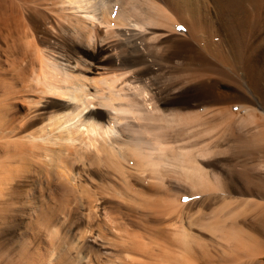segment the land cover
<instances>
[{
    "label": "bare ground",
    "instance_id": "1",
    "mask_svg": "<svg viewBox=\"0 0 264 264\" xmlns=\"http://www.w3.org/2000/svg\"><path fill=\"white\" fill-rule=\"evenodd\" d=\"M138 1L0 0V264H264V196L258 201L249 196L233 199L231 190L226 191L228 195L212 197L206 191V198L199 195L201 191L171 193L172 179H160L156 167L155 175L149 166L153 159L168 163L175 147L172 153L168 151L169 158L149 151L154 149L144 147L149 143L145 135L143 139L123 126V116H119L127 104L122 99L132 96L139 100L143 112H160L158 117L166 125L175 118L197 119L194 122L201 121L200 126L207 125L220 117L219 107H205L201 117L192 110L174 113L168 100L182 82L155 88L154 101L130 85L136 80H132L133 74L129 79L119 77V81L115 75L117 82L97 87L92 78L88 82L79 73L73 74L81 68L78 58L72 59L62 50L41 48L32 39H36L32 18L37 17L52 37L55 26L73 43L96 53L102 64L91 63V73L103 70L108 57L123 65L118 46L140 45L146 38L141 26L147 20L152 22L149 9L142 17L144 24L142 18L140 22L133 16L137 4L147 5L145 0ZM183 4L190 12L188 0ZM125 15L126 21H119ZM181 22L186 33H191L194 27ZM150 23L146 33L157 42L165 41L171 33L184 35ZM94 26L99 29L90 47L88 33ZM137 54L134 51L133 55ZM137 64L129 66L136 69ZM66 75L71 79H64ZM51 98L62 100L63 107L51 109ZM97 111L103 113L95 116ZM227 114L229 119L232 114ZM186 132L183 129L179 138L167 133L158 145L169 150L176 146L179 154L186 153L190 142ZM143 149L150 157L145 165ZM258 161L256 166L264 170V162ZM250 163L245 159L236 164L244 169ZM189 167L184 169H188L185 172L191 184L196 183L195 177L203 181L208 170ZM184 183L188 187L189 183Z\"/></svg>",
    "mask_w": 264,
    "mask_h": 264
},
{
    "label": "rangeland",
    "instance_id": "2",
    "mask_svg": "<svg viewBox=\"0 0 264 264\" xmlns=\"http://www.w3.org/2000/svg\"><path fill=\"white\" fill-rule=\"evenodd\" d=\"M141 1L144 3V0ZM145 1H147V3L145 2L147 5L145 6V4H143L144 7L142 4L140 5V0L138 1V3H140L137 4L138 6H136L134 10L136 12H134L135 14L139 12V15H136L137 17L133 13V10L132 13L134 15L131 11L129 14L133 15L141 22L142 19L144 20L142 17H145V12H148L147 9H149L150 12L148 13H150V18L148 19L152 22L150 23L148 20L147 23L146 20H144L145 22H141L143 24L146 23L141 26L146 38L140 45L138 44L137 47L125 45L118 46L119 49L117 48V53L119 55L121 54L120 59L123 65H119L120 63L114 64V62H112L113 57H108L107 61L103 63V70H99L100 72L98 73H91V63L94 65L99 63L102 64L96 59V53H92L91 48L85 49V47L73 43L62 29H58L55 26H53V30L56 31V34L55 37H52L48 31L43 28L40 22L41 20L37 17L32 18V34H34L33 36L36 38L32 39L36 41L41 48L50 49L55 52L62 50L61 52H65L68 57H72V59L78 58L77 60L81 68L79 67L80 69H77L78 71L75 70L73 74H75V72L76 74L79 73L81 75L80 77L84 76V78H88V82H91L92 78L93 82L96 81L94 85L96 86L97 84V87H102L105 83L110 84L111 81L117 82V80L119 81V77H122L121 79H129L133 74L136 77L132 80H136L130 85L136 86L139 92L143 93L139 94L142 95V97L153 98L154 96L152 93H155V88H168L176 83L182 82L181 88L177 91V94L168 100L172 103L171 106L174 107V113H184L192 110L196 112L198 116L200 114L201 117L205 113V107H219L220 117L207 122V125L200 126L202 123L201 121L200 123L194 122L197 119L183 118L179 121L175 117L171 124L166 125L159 118L160 112L148 113V116L146 112H143L144 110L140 107V103L136 102L138 99L132 96L131 99L128 97L130 100L128 99L125 101L122 99V101L127 104L123 106L124 111H122L123 113H120L119 116H123V120L120 119L124 121L123 126L125 125L126 128L132 129L134 134L143 139L146 137L145 140L149 141L150 146L148 145L149 143L147 144L146 142L144 147L146 149L150 147L154 149H150L149 151L159 152V155L162 156L164 154L169 158L168 151L172 153V148L175 147V151L170 154L173 155V157L170 156L172 159L169 158L171 161L168 158V163L163 159H153L154 163L151 164L152 167L149 166L150 170L153 171L156 169L155 171H157V173L160 172L158 175L160 179L166 176L172 179V183L174 184L172 188L174 191L171 193L176 192V194H181L185 192L188 194V192L190 193L191 191V193L195 194L197 192L196 194H198V192L200 193L201 191L203 193L199 195L206 198L209 193L210 196L211 194L228 195L226 191L231 190V192H229L231 197L236 196L243 198L249 196L252 198L251 200L255 199L260 201L264 196V177H262L264 176V170H259L256 164L258 160L259 163L261 161L264 162V140L262 139L264 138V132H262L264 130V0H188L190 12L185 11V5L183 4L184 0ZM137 8H141L140 11L139 9L137 10ZM129 14L127 13L128 17H130ZM127 16L125 15V17H122L123 19L121 18L119 21H126ZM152 17H154L153 19L156 21L153 22L151 19ZM175 20L176 24L172 25ZM181 21H184L188 26L190 25V29L194 27L191 33L190 31L186 33ZM148 23H150L151 26L153 23H156L154 25L158 23V25H164L168 27L169 30L173 29L175 32L183 33L184 35L171 33L165 41L157 42L154 40L155 37L152 34L146 33L148 26H150L147 25ZM40 25L41 27H39ZM98 29L99 27L94 26L92 28L93 31L90 30L91 33H88L89 40L87 41L90 42V47L91 40L96 39ZM92 32H94V35ZM91 34L94 37L93 39H91ZM134 51L138 54L133 55ZM134 60L139 64L136 65V69H132L133 67L129 66L135 62ZM125 71L126 73L128 72V74H125ZM157 72L159 73L157 74ZM121 74L125 75L123 76ZM115 75L117 76V80H114V78H116L114 77ZM68 77L69 76L66 75L64 79H71V77ZM107 80L110 82H107ZM137 89L135 88L136 91H138ZM134 100L138 105L134 103ZM62 103V100L58 98H51V109H61L64 104ZM238 106H244V109H239L240 107ZM246 109H248V112L244 111ZM229 111L232 115L227 119L226 117ZM98 112L101 114L103 113V111H97L95 116L101 115ZM23 113L24 110L19 111V114L22 115ZM247 113L251 114L252 117H249ZM147 117L149 120H147ZM187 123L190 124V126ZM127 124L129 126H126ZM184 124L186 127H184ZM257 124H259V127ZM162 126H164V128ZM194 126L196 127L194 128ZM201 127L203 130H201ZM253 127L254 129H259V131H255ZM181 129L188 131L189 134L186 132L187 137L190 136L188 151L182 153L183 155L185 154L184 157L180 152L182 155L181 157L176 150V146L171 145V151L169 150L170 147H164L166 148L164 149L158 145L159 142H162L160 139H163V136L165 138L167 133H172V135H174L172 138H179V136L184 134L181 133ZM248 129H253L254 131L252 130L247 133L246 131ZM203 131L204 134L202 133ZM175 134H177L176 137ZM251 134H254L252 135L253 137L250 136ZM259 137L260 141L257 140ZM197 140L198 143L200 142L199 145L196 143ZM157 145L159 148H157ZM189 147L192 148L189 149ZM155 148H157V151ZM161 149H163V152L165 150L168 154L166 152L163 153ZM195 150L197 153H195ZM143 151V155H145L143 156V163L145 165V161L150 157L148 152H145L144 149ZM216 151H218V153ZM199 152L203 153V155L199 154ZM257 157L258 159H256ZM245 159L250 160V165L252 167L247 165L243 169L236 164L245 161ZM154 164L156 166H153ZM188 164L189 166L203 167L205 170H208L205 173L206 177L204 176L208 184L205 183L206 181L204 178L202 181L197 177L194 178L197 185L195 182V184H191L192 179L190 175H187L185 172L188 169H184L189 167L185 166ZM153 167L156 168L153 169ZM246 169L249 170L247 171ZM155 171L153 172L156 175L157 173ZM213 173L215 176H212ZM258 176L260 178H258ZM187 177L190 178L188 179ZM183 182L191 184V188L189 184L188 188ZM192 187L195 189V191L193 189L194 192H192ZM227 187L230 189H226ZM220 190L222 192H220ZM206 191L209 192L208 195ZM202 194L205 195L203 196ZM234 197L232 198L234 199ZM182 199L185 202L187 201V198L184 196H182ZM174 206L177 208L176 204H173V207Z\"/></svg>",
    "mask_w": 264,
    "mask_h": 264
}]
</instances>
